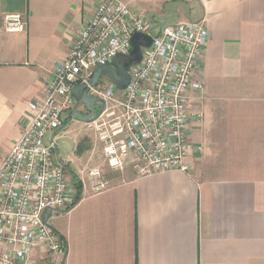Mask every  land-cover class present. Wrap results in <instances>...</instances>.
Instances as JSON below:
<instances>
[{
	"label": "crops",
	"instance_id": "crops-1",
	"mask_svg": "<svg viewBox=\"0 0 264 264\" xmlns=\"http://www.w3.org/2000/svg\"><path fill=\"white\" fill-rule=\"evenodd\" d=\"M122 1L155 32L187 20L208 29L203 90L193 99L204 117L190 136L202 150L187 158L188 172L140 176L131 166L110 169L96 136L86 138L101 152L93 167L111 183L96 193L88 185L72 208L53 216L67 250L36 248L31 264H264V0ZM100 2L0 0V163L27 123L28 103L44 98ZM8 14H20L25 30H7ZM59 133L45 141H56L69 171L79 168L92 150L79 147L78 137L61 157Z\"/></svg>",
	"mask_w": 264,
	"mask_h": 264
},
{
	"label": "built area",
	"instance_id": "built-area-1",
	"mask_svg": "<svg viewBox=\"0 0 264 264\" xmlns=\"http://www.w3.org/2000/svg\"><path fill=\"white\" fill-rule=\"evenodd\" d=\"M5 27L23 31L26 21L20 14H8ZM154 29L122 0H101L55 69L44 98L28 103L27 123L0 163V264H31L39 247L64 253L53 216L72 208L88 185L96 193L111 183L105 170L93 166L72 180L55 155L54 139L45 141L48 132L64 128V113L72 120L76 111L88 112L72 93L76 85L104 101L100 114L87 123L110 169L131 166L140 176L190 170L187 158L193 149L202 150L190 136L192 125L204 117L193 99L203 90L200 62L209 31L192 20ZM136 32L151 35L153 42L144 48L141 62L128 69L127 87H117L110 76L109 83L101 85V76L91 85L98 65H112L118 55L130 53Z\"/></svg>",
	"mask_w": 264,
	"mask_h": 264
},
{
	"label": "water",
	"instance_id": "water-1",
	"mask_svg": "<svg viewBox=\"0 0 264 264\" xmlns=\"http://www.w3.org/2000/svg\"><path fill=\"white\" fill-rule=\"evenodd\" d=\"M153 38L151 35L142 32H136L131 38L132 49L128 54L118 55L112 65H98L95 70L93 79L91 80V85H96L99 78L104 74L108 73L110 78L115 82L117 87L124 89L127 87L130 74L128 69L133 64H139L143 57L144 48L151 46ZM72 93L79 101L85 104L87 113L82 111H76V115L85 122H91L94 120L104 108V101L100 98L89 96L85 93L84 85H76L72 89ZM101 104L100 111L95 108L96 104ZM49 215V214H48Z\"/></svg>",
	"mask_w": 264,
	"mask_h": 264
},
{
	"label": "rangeland",
	"instance_id": "rangeland-1",
	"mask_svg": "<svg viewBox=\"0 0 264 264\" xmlns=\"http://www.w3.org/2000/svg\"><path fill=\"white\" fill-rule=\"evenodd\" d=\"M160 25L156 26V30L159 28ZM110 82L109 80V74L108 73H104L101 77V85H103L104 82ZM82 109L85 110V106L82 105L81 106ZM95 108L97 111H100L101 109V104H96ZM63 118L68 122V124H66L64 126V128L61 130V133H59L58 135H61V137L58 139L57 144L59 146V154L61 157H65L67 154H71L75 148V142H76V138L79 137V139H82L81 141V148L82 147H88L89 150V154L87 155L86 158H83L81 160V165L79 168H77L78 165H75V168L72 169L70 172V174L72 175V180L75 179V177H78V175H80L83 171H87L89 169L90 166L95 165L100 158L101 152L100 149L97 150H93V146L88 143V141L86 140V138L91 137L93 140V137H95V133L88 127L89 123L84 122L82 119H80L78 116H75L72 120L69 119V114L68 113H64L63 114ZM66 131V132H64ZM82 135V137H80ZM56 142V141H54ZM50 143V142H49ZM87 148V149H88ZM54 151L56 153V149L54 147ZM56 155V154H55ZM79 155L81 156L82 153H79ZM90 156V158H88ZM83 162V163H82ZM51 221H53V218L51 219Z\"/></svg>",
	"mask_w": 264,
	"mask_h": 264
},
{
	"label": "trees",
	"instance_id": "trees-1",
	"mask_svg": "<svg viewBox=\"0 0 264 264\" xmlns=\"http://www.w3.org/2000/svg\"><path fill=\"white\" fill-rule=\"evenodd\" d=\"M65 124H66V122H65ZM79 147H81V144L79 145ZM59 236H60L61 241L63 242L64 249H65V251H66V250H67V243H66V240H65V238H64L63 236H61L60 234H59Z\"/></svg>",
	"mask_w": 264,
	"mask_h": 264
}]
</instances>
